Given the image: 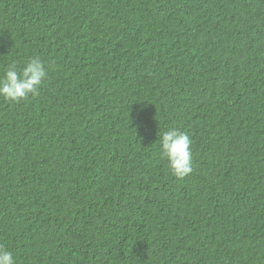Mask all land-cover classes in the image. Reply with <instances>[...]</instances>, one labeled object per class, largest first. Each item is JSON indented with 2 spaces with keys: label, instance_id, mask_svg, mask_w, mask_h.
I'll list each match as a JSON object with an SVG mask.
<instances>
[{
  "label": "trees",
  "instance_id": "16d2710c",
  "mask_svg": "<svg viewBox=\"0 0 264 264\" xmlns=\"http://www.w3.org/2000/svg\"><path fill=\"white\" fill-rule=\"evenodd\" d=\"M37 57L39 94L0 97L17 264H264V0H0V77Z\"/></svg>",
  "mask_w": 264,
  "mask_h": 264
},
{
  "label": "clouds",
  "instance_id": "9594fccd",
  "mask_svg": "<svg viewBox=\"0 0 264 264\" xmlns=\"http://www.w3.org/2000/svg\"><path fill=\"white\" fill-rule=\"evenodd\" d=\"M48 75V68L40 58L30 59L25 66L17 70L15 64L7 66L0 77V97L13 103L25 100L29 95H38L39 88ZM160 155L167 160L170 173L184 179L193 172V153L191 138L187 132L177 128L165 131L159 136ZM0 264H17L13 253L0 245Z\"/></svg>",
  "mask_w": 264,
  "mask_h": 264
}]
</instances>
